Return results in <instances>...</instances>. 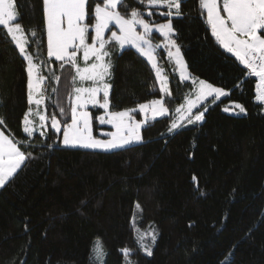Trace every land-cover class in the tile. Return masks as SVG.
<instances>
[{"label": "trees", "instance_id": "16d2710c", "mask_svg": "<svg viewBox=\"0 0 264 264\" xmlns=\"http://www.w3.org/2000/svg\"><path fill=\"white\" fill-rule=\"evenodd\" d=\"M89 4L91 10L93 0ZM126 4L122 14L133 7L143 10L137 0ZM15 5L30 41L27 50L40 74L49 78L41 86L44 104L36 111L27 100V61L0 26V130L34 145L21 146L32 157L0 188V264H264V105L256 100L258 79L247 76L246 69L242 75L243 66L211 36L198 0H182V17H162L153 10L145 19H171L188 73L228 95L205 103L202 123L185 121L169 132L177 119L175 108L194 94L192 83L180 81L174 61L160 47L158 66L172 92L167 95L135 49L110 45L109 110L154 99H162L169 110L142 128V143L113 152L62 146V133L54 132L50 118L55 114L65 122L59 109L69 112L74 72L70 66L61 70V62L47 56L42 0H15ZM153 42L163 45L164 38L154 34ZM52 73L61 77L59 84ZM237 103L246 113L223 110ZM29 108L37 128V112L49 118L45 136L23 132ZM89 111L97 138L100 130H112L98 123L103 109ZM153 231L154 244L150 236L142 241L152 249L148 256L138 237ZM97 240L103 246L101 261L93 251ZM124 248L130 250L128 258Z\"/></svg>", "mask_w": 264, "mask_h": 264}, {"label": "snow or ice", "instance_id": "6c2138e0", "mask_svg": "<svg viewBox=\"0 0 264 264\" xmlns=\"http://www.w3.org/2000/svg\"><path fill=\"white\" fill-rule=\"evenodd\" d=\"M137 3L143 6V10L133 7L122 14L121 8L128 7L126 0H93L91 10L89 0H42L47 56L60 61L61 70L65 66H70L74 72L70 77L72 91L68 96L69 112L66 114L63 107L59 109V114L64 117L65 122L62 125L55 114L50 118L51 128L55 133L60 134L63 127L64 146L103 151L122 149L143 141L141 129L149 122V112L153 121L158 116L168 115L169 110L162 99L141 103L138 108L109 110L111 84L106 82V78L111 76L112 65L110 59L106 58L111 56L110 45L118 46L120 51L126 46L133 48L140 56L146 58L155 71L160 84L159 90L167 95H171V91L167 86V78L162 75L163 70L157 62V50L160 47L166 50L169 60L174 61L181 80L191 79L192 86L196 89L194 98L189 95L183 104L175 108L178 115L172 122L169 132L181 127L185 121L187 124L202 123L208 106L204 105L195 114L193 109L204 104L209 98L215 101L228 95L223 88L192 77L188 73L180 45L173 38L175 30L171 19L163 23L145 19V15L153 16V10L158 11L162 17H182L184 15L181 10L182 0H137ZM161 8L167 11H159ZM198 8L202 10V14L206 13L205 20L211 36L225 52L235 57L243 66L242 75L246 69L247 76L258 78L259 82L255 85L256 100L264 105V0H198ZM0 26L6 29L7 36L11 38L20 56L27 61V100L30 105L38 107L45 99L43 95H39L41 86L49 77L40 74L38 65L34 63L33 54L27 50L30 41L22 24L18 22L15 0H0ZM154 31L163 36V45L153 43ZM31 36L36 37L35 30H31ZM80 61L83 62V66ZM51 78L57 84L61 80L55 73H52ZM86 84L88 86H85ZM51 91L55 93L57 88L52 87ZM90 106L104 110V114L97 117L100 125L108 124L115 129L103 133L107 139L93 135V115L89 111ZM234 108L238 109L239 113H246L245 107L239 103L235 104ZM223 110L230 111L228 107ZM136 112L143 113L144 119L137 120L133 115ZM32 114L33 109L29 108L23 118V132L27 137H32L37 131L41 136H45L46 133L40 129L45 127L49 118L37 112L40 121V129H37L30 119ZM0 124H4L3 117H0ZM22 145L26 149L34 147L30 140L9 138L0 131V188L4 187L25 161L32 157L31 150H22ZM52 146L46 145L49 148ZM136 208L140 209V205L137 204ZM149 236L154 244L155 231L141 233L138 239L144 252L151 256V247L142 243ZM93 251L97 259L103 257V246L99 240L95 242ZM122 252L125 258L131 254L127 248Z\"/></svg>", "mask_w": 264, "mask_h": 264}, {"label": "rangeland", "instance_id": "374dc122", "mask_svg": "<svg viewBox=\"0 0 264 264\" xmlns=\"http://www.w3.org/2000/svg\"><path fill=\"white\" fill-rule=\"evenodd\" d=\"M17 10V9H16ZM17 13H18V11H17ZM18 18H19V14H18ZM139 30V29H138ZM154 34H159V33H157V32H153V35ZM160 35V34H159ZM154 43V42H153ZM126 48H127V46H126ZM54 58V57H53ZM144 58V57H143ZM145 60H146V58H144ZM147 61V60H146ZM148 62V61H147ZM157 62H158V59H157ZM149 63V62H148ZM150 64V63H149ZM150 66H151V64H150ZM162 75H163V72H162ZM164 76V75H163ZM179 76H180V73H179ZM166 77V76H165ZM167 78V77H166ZM180 81L182 82V83H187V82H191V79H189V80H181V78H180ZM259 82V81H258ZM167 86H168V88L170 89V84H169V80H168V78H167ZM194 87V86H193ZM171 91V90H170ZM195 91H196V89H195V87H194V91H193V93H195ZM172 93V92H171ZM39 95H41V93L39 94ZM101 95H102V93H101ZM192 96V98H194V94H192L191 95ZM209 99H212V98H209ZM208 101V100H207ZM207 101H205L204 102V104H202V105H200L198 108H196V109H193V113H195L199 108H201L203 105H205V103L207 102ZM43 104H44V102H43ZM43 104H41L40 106H42ZM36 106V105H35ZM40 106H36L37 108H36V111H39L40 109H39V107ZM89 108H92L91 106L89 107ZM136 108H138V107H136ZM229 109H230V111H229V113H231V114H234V115H240V114H244V113H239V110L238 109H235V108H231V107H228ZM239 113V114H238ZM168 114H169V112H168ZM133 115L135 116V118L137 119V120H143L144 119V114L143 113H139V112H136V113H133ZM149 121H153V120H151V112H149ZM168 116V115H167ZM163 117H165V116H163ZM160 118H162V117H157L156 119H160ZM155 119V120H156ZM101 126H107V127H109V128H111L112 130L111 131H115V129L114 128H112V126L111 125H108V124H105V125H101ZM47 126H46V124H45V127L43 128V129H40V126H39V128H37V129H40V130H42V131H44V129L46 128ZM1 131V130H0ZM37 132H39V131H37ZM37 132H35V133H37ZM45 132V131H44ZM100 133H101V137H99V138H102V139H107V137H104L103 136V133L104 132H107V130H100L99 131ZM34 133V134H35ZM61 133H63V127H62V129H61ZM60 133V134H61ZM93 135H94V133H93ZM141 135H142V137H143V132H142V129H141ZM95 136V135H94ZM58 141H59V139H58ZM61 144H62V146H64L63 145V143H62V136H61ZM143 142V141H142ZM142 142H139V143H133V144H131V145H128V146H126L125 148H127V147H130V146H134V145H137V144H140V143H142ZM64 147H67V148H75V149H83V148H79V147H69V146H64ZM123 149V148H122ZM83 150H88V151H93V152H113V151H116V150H113V151H103V150H100V149H96V150H92V149H83ZM117 150H120V149H117ZM98 260H102V258L101 259H98ZM99 262V261H98ZM100 263V262H99Z\"/></svg>", "mask_w": 264, "mask_h": 264}]
</instances>
